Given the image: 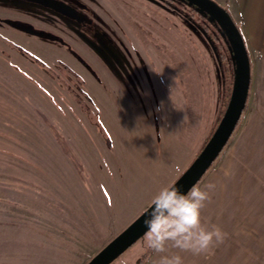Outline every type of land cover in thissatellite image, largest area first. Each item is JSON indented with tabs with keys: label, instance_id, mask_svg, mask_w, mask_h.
I'll list each match as a JSON object with an SVG mask.
<instances>
[{
	"label": "rangeland",
	"instance_id": "1",
	"mask_svg": "<svg viewBox=\"0 0 264 264\" xmlns=\"http://www.w3.org/2000/svg\"><path fill=\"white\" fill-rule=\"evenodd\" d=\"M79 1L114 40L87 59L90 108L107 136L76 106L57 109L58 92L0 91V264H87L201 151L222 99L221 70L233 68L227 40L190 8L166 13L157 3L172 30L155 24L133 38L135 18L111 0ZM7 8L0 12L36 16ZM118 27L123 45L113 55ZM39 107L52 117L48 126L34 116ZM151 251L144 235L112 264H145Z\"/></svg>",
	"mask_w": 264,
	"mask_h": 264
},
{
	"label": "flooded vegetation",
	"instance_id": "2",
	"mask_svg": "<svg viewBox=\"0 0 264 264\" xmlns=\"http://www.w3.org/2000/svg\"><path fill=\"white\" fill-rule=\"evenodd\" d=\"M54 1L66 5L69 8V14L63 15L53 9L25 0H0V11L1 8L12 9L25 6L36 15L32 20H23L15 13L16 9L0 12V91L58 92L62 100L54 101L57 109L63 103L76 106L80 116L98 125L106 137L107 134L98 122L97 115L90 108L93 101L88 96V89L92 70L87 64V59L92 53L105 55L106 51L100 46L107 42L112 43L114 40L110 38L99 16L97 20H102L100 22L102 25L94 24L92 17L95 14L88 5L79 0ZM111 1L115 3V10L121 9L131 19L135 18L130 22L135 31H133V38L136 36L134 34L139 32L151 34L155 24H159L165 32L172 30L166 15L156 9L157 3L166 13L175 10L179 12L181 9L185 11L190 8L193 10H190V14L197 16L195 22L200 23L198 21L203 19V14L197 8L187 6L184 0H143L147 4H140L139 0ZM43 13L49 16L48 20L50 19L44 23L38 18V16L42 17ZM159 14L165 22L158 20ZM181 18L183 22H186L188 15ZM213 24L220 34L219 27ZM117 29L118 32L113 35L117 42L113 55L119 54V49L121 50L123 45L124 33L119 27ZM91 36L95 41L92 50L86 46L91 42L89 40ZM214 36L216 37L217 34ZM226 71L229 70L222 69L221 75H224ZM34 116L46 123L45 125L48 124L47 118H52L45 115L42 107L37 108ZM55 135H53L54 139L61 142Z\"/></svg>",
	"mask_w": 264,
	"mask_h": 264
},
{
	"label": "crops",
	"instance_id": "3",
	"mask_svg": "<svg viewBox=\"0 0 264 264\" xmlns=\"http://www.w3.org/2000/svg\"><path fill=\"white\" fill-rule=\"evenodd\" d=\"M213 1L231 16L250 61L245 109L224 151L196 185H214L202 219L225 238L200 255L170 252L184 264H264V0ZM161 255L152 250L145 264H157Z\"/></svg>",
	"mask_w": 264,
	"mask_h": 264
},
{
	"label": "water",
	"instance_id": "4",
	"mask_svg": "<svg viewBox=\"0 0 264 264\" xmlns=\"http://www.w3.org/2000/svg\"><path fill=\"white\" fill-rule=\"evenodd\" d=\"M53 9L63 15H68V7L54 0H25ZM197 8L208 20L214 22L227 40L235 66L234 81L231 95L225 112L215 131L189 165L184 173L171 187L187 193L203 178L214 161L222 152L228 140L234 133L241 115L245 109L250 86V61L243 37L229 13L212 0H184ZM151 207H148L120 234L103 247L87 264H112L120 255L135 244L147 232L144 223L149 218Z\"/></svg>",
	"mask_w": 264,
	"mask_h": 264
},
{
	"label": "clouds",
	"instance_id": "5",
	"mask_svg": "<svg viewBox=\"0 0 264 264\" xmlns=\"http://www.w3.org/2000/svg\"><path fill=\"white\" fill-rule=\"evenodd\" d=\"M213 188L212 184L204 189L193 186L185 194L165 186L153 196L150 216L144 221L145 241L149 249L162 254L157 264H184L183 257L170 249L200 255L223 242L225 233L202 219Z\"/></svg>",
	"mask_w": 264,
	"mask_h": 264
},
{
	"label": "trees",
	"instance_id": "6",
	"mask_svg": "<svg viewBox=\"0 0 264 264\" xmlns=\"http://www.w3.org/2000/svg\"><path fill=\"white\" fill-rule=\"evenodd\" d=\"M187 4V6L191 7V5H189L188 3H185ZM191 10V9H190ZM193 11V10H191ZM207 18L205 15H203V18ZM214 23V22H212ZM221 34V33H220ZM222 35V34H221ZM224 37V36H223ZM225 38V37H224ZM230 51V50H229ZM232 64H233V69L232 71H226L224 73V75H221V85H220V91H221V103H220V106L218 108V112H217V115H216V120H215V124L214 126L211 128V132H210V135L209 137L204 141L203 145H202V148L204 147V145L207 143V141L209 140V138L211 137V135L213 134V132L215 131L217 125L219 124L224 112H225V109L227 107V104H228V101H229V98H230V95H231V91H232V87H233V81H234V72H235V66H234V62H233V59H232ZM201 148V149H202Z\"/></svg>",
	"mask_w": 264,
	"mask_h": 264
}]
</instances>
